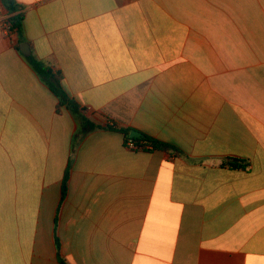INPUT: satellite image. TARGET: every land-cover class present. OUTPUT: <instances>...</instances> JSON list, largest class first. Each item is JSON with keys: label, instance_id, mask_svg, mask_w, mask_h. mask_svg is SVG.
Segmentation results:
<instances>
[{"label": "crops", "instance_id": "obj_1", "mask_svg": "<svg viewBox=\"0 0 264 264\" xmlns=\"http://www.w3.org/2000/svg\"><path fill=\"white\" fill-rule=\"evenodd\" d=\"M15 1L21 35L0 1V264H264V0ZM128 129L178 153L131 150Z\"/></svg>", "mask_w": 264, "mask_h": 264}, {"label": "trees", "instance_id": "obj_2", "mask_svg": "<svg viewBox=\"0 0 264 264\" xmlns=\"http://www.w3.org/2000/svg\"><path fill=\"white\" fill-rule=\"evenodd\" d=\"M7 11L10 14L9 22L11 25V29L16 30L19 35L22 34V27H23V18L24 14L23 12H18L21 7L17 4L15 0H0ZM28 64L31 66V68L36 72V74L41 79V82H43L59 99V103L61 106H65L66 109H68L74 117L77 119V121L82 124L81 132L83 134H86L90 131H93V129L96 128V126L85 116L86 109L81 107L79 103H77L74 99H72L67 92L66 88L63 85V79L62 76L59 73L54 72L48 65L37 59L36 57L29 56L25 58ZM127 138H130V131L131 130H123ZM143 138H132L133 140L137 142H142L148 145H151L154 149H161L163 151H170L174 150L175 153H178V150L176 148H173L165 143H162L158 140H155L151 137L143 135ZM237 162L243 163L242 160H236ZM230 165H233L237 168H246V165H237L236 163H231ZM67 177H65V182L63 184V195L66 193V186H67ZM62 263V259H60Z\"/></svg>", "mask_w": 264, "mask_h": 264}, {"label": "built area", "instance_id": "obj_3", "mask_svg": "<svg viewBox=\"0 0 264 264\" xmlns=\"http://www.w3.org/2000/svg\"><path fill=\"white\" fill-rule=\"evenodd\" d=\"M10 27L11 25H8L6 28L10 30ZM125 146L131 150H145L153 148L151 145L133 140L132 137L126 139Z\"/></svg>", "mask_w": 264, "mask_h": 264}, {"label": "water", "instance_id": "obj_4", "mask_svg": "<svg viewBox=\"0 0 264 264\" xmlns=\"http://www.w3.org/2000/svg\"><path fill=\"white\" fill-rule=\"evenodd\" d=\"M24 45L25 46H22V45L20 46V51H21L22 55H24L25 57L31 56L30 55L31 49L29 47V44H24ZM129 136H131L132 138H143L144 137L142 133H140L136 130L131 131Z\"/></svg>", "mask_w": 264, "mask_h": 264}]
</instances>
